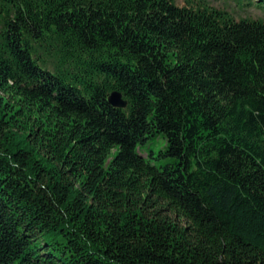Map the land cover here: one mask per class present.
<instances>
[{
	"label": "trees",
	"instance_id": "trees-1",
	"mask_svg": "<svg viewBox=\"0 0 264 264\" xmlns=\"http://www.w3.org/2000/svg\"><path fill=\"white\" fill-rule=\"evenodd\" d=\"M0 264H264V15L0 0Z\"/></svg>",
	"mask_w": 264,
	"mask_h": 264
},
{
	"label": "rangeland",
	"instance_id": "rangeland-1",
	"mask_svg": "<svg viewBox=\"0 0 264 264\" xmlns=\"http://www.w3.org/2000/svg\"><path fill=\"white\" fill-rule=\"evenodd\" d=\"M210 5L226 8L235 18L239 17H258L263 16L264 12L261 9H258L254 5L241 7L233 0H207ZM264 4V0H263ZM148 149L153 150L154 154H157L163 147V140L157 138L155 140H151L148 144Z\"/></svg>",
	"mask_w": 264,
	"mask_h": 264
},
{
	"label": "water",
	"instance_id": "water-1",
	"mask_svg": "<svg viewBox=\"0 0 264 264\" xmlns=\"http://www.w3.org/2000/svg\"><path fill=\"white\" fill-rule=\"evenodd\" d=\"M108 102L114 106V107H118V108H124L126 106V100H124L122 98V94L119 91H112L109 95H108Z\"/></svg>",
	"mask_w": 264,
	"mask_h": 264
}]
</instances>
